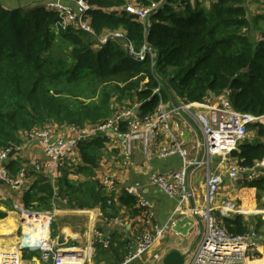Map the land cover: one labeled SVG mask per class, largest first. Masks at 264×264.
Segmentation results:
<instances>
[{
  "label": "trees",
  "instance_id": "1",
  "mask_svg": "<svg viewBox=\"0 0 264 264\" xmlns=\"http://www.w3.org/2000/svg\"><path fill=\"white\" fill-rule=\"evenodd\" d=\"M30 1L16 8L0 1V148L15 147L33 130L49 125L86 128L100 124L136 103L142 114H152L161 100L155 89L161 82L169 89L170 69L190 63L193 66L175 87L181 98L201 102L228 92L233 109L264 115L261 0H86L91 6L86 19L93 33L64 25L59 10L45 1ZM129 2L141 7L156 4L148 15L149 24L145 26L136 14L118 10ZM248 5L258 11L251 8L250 15ZM114 32L123 36L101 42L106 33ZM144 44L157 50L155 59L150 52L143 59L138 57ZM249 129L255 130L256 138L244 140L232 156L240 166L251 169L264 159V120L250 124ZM112 142L108 136L81 140L77 146L80 162L70 165L71 159L61 167L55 184L36 168L26 170L25 177L31 174L33 180L25 187L21 204L40 212L53 211L55 205L98 208L107 222L123 210L131 217L142 214L144 208L135 196L108 191L95 177L107 152L116 150L120 155V147L113 148ZM16 161L8 165L13 177H19L22 170ZM70 174L78 178L70 179ZM237 183L238 206L264 209V172ZM0 215L7 213L0 210ZM221 217L231 235L251 230L264 234L261 214ZM76 218L84 217L58 218L53 222L54 233L58 223ZM136 235L124 230L108 234V247L97 240L94 264L121 262Z\"/></svg>",
  "mask_w": 264,
  "mask_h": 264
},
{
  "label": "built area",
  "instance_id": "2",
  "mask_svg": "<svg viewBox=\"0 0 264 264\" xmlns=\"http://www.w3.org/2000/svg\"><path fill=\"white\" fill-rule=\"evenodd\" d=\"M45 2L50 8L59 10L63 16L64 25L74 24L93 33L86 19V14L91 7L86 0H45ZM155 5L141 7L129 2L118 10H127L136 14L146 26L149 24L148 15ZM122 36L121 32L106 33L101 42L106 43L111 37ZM125 45L130 52H133L130 43L127 42ZM148 52L154 59L156 58L157 50L146 44L137 55L143 59ZM155 92L161 95V86L156 88ZM228 94L220 105H213L209 102V97L201 102L187 101L173 91L174 99L171 109L166 108L161 95L159 106L152 114H142L140 104L136 103L105 122L86 128L75 125L58 128L49 125L42 129H35L24 136L23 142L19 145L0 148V183H7L15 189L23 187L27 171L22 168L20 176L13 177L8 164L25 148L24 140L27 139L41 143L42 152L48 157L50 174L42 172L50 177L53 184L59 178L61 167L73 159L79 142L96 136L112 138L120 147V155L127 160L131 158L136 145L142 148L147 164L155 157L166 158L178 155L182 158V165L179 168L162 173L151 172L149 175L151 184L166 195L178 199L177 207L172 211L169 219L155 231L148 227L138 233L132 239L129 253L118 264H163L165 254L171 250L169 240L163 239L165 234L189 238L190 242L185 240V246L179 249L181 252H187L200 234L197 217L202 219L204 231L195 248L186 256L184 264H264V234L251 230L248 234L231 235L224 228L221 217L228 215L229 211L255 214L260 210L245 209L231 200L223 203L220 209L221 214L216 208L226 175L234 182L242 179L250 180L259 176L255 172L257 167H264V159L254 168L248 169L240 166L232 156V152L238 150L248 136L249 125L264 120V115L255 116L249 112L233 109ZM175 115L191 118L196 122L202 137L201 145L207 157L205 162L192 159L190 151L173 130ZM122 125L125 131L120 130ZM59 129H66L67 133H57ZM162 132L168 137L169 143L159 146L157 140ZM217 157L219 158L218 166L212 169L211 164ZM199 164L207 166L204 203L186 207L194 197L189 187V169ZM224 167H226L225 170ZM37 169L41 170L40 167ZM95 177L108 191L119 192L116 173L97 170ZM123 188L128 194L135 196L139 205L144 208L142 213L146 218L144 222L152 223L157 212L153 202L143 195L142 188L136 184ZM57 207L53 211L40 212L26 208L21 203H15L14 210L21 216L23 234L13 245L0 246V264H93L95 242L99 240L108 247L110 237L98 228H95L88 238L82 236L81 230L58 228L59 231L54 233L53 222ZM71 211L86 214L90 212V209L77 208ZM185 216L191 220L188 222L191 228L187 235L174 229V225ZM105 221L107 222V219ZM155 244L158 245L155 246ZM34 252L37 254H33Z\"/></svg>",
  "mask_w": 264,
  "mask_h": 264
},
{
  "label": "crops",
  "instance_id": "3",
  "mask_svg": "<svg viewBox=\"0 0 264 264\" xmlns=\"http://www.w3.org/2000/svg\"><path fill=\"white\" fill-rule=\"evenodd\" d=\"M0 1L5 6L13 7V8L24 6L29 2H31L30 0H0ZM261 1L264 2V0ZM132 3L135 4L134 2ZM227 93L228 92L222 93L221 95H210L209 102L213 105H220L221 101L227 97ZM173 99L174 98L172 94H170V97L167 98L165 102L166 108L171 109L173 107ZM172 127L173 130L178 134L179 138L183 141L184 146L190 151L191 158L205 162L207 157L201 145L202 137L196 122L191 118H185L184 116L181 115H175L173 117ZM63 132L67 133V130L59 129L57 131V133H63ZM255 134L256 133H253L250 136H247L245 140L253 141L256 138ZM24 142L26 144L25 148L22 149V151H20L17 154L16 158L12 159L11 161L17 160L16 162H18L20 165L19 170L24 167L25 170L32 171L36 167L37 168L40 167L41 169L40 171L50 174L49 165L47 163L48 157L42 152L41 143L31 139L24 140ZM157 143L159 146L167 145L169 143V139L164 132L160 134ZM111 144L112 146H114L113 148L119 147L117 142L113 141ZM121 160L122 157L118 154V151L116 150L109 151L103 157L101 164L99 166V171L103 172L108 170L110 172L116 173L119 192H114V193H116L117 195L124 192L125 190L123 187L127 185H132V184L139 185L143 190V195L153 202L157 212V216L156 218H154L155 220L152 222V224L151 223L146 224L144 222L146 218L143 216V214L131 217L128 212L126 213L123 210L120 216L115 218L114 221L106 222L105 219H103L102 217L103 215L98 208H91L90 212L86 214H77V212H72L71 211L72 209H68L61 206L57 207V205H55V207H57L56 208L57 217L63 213L65 215H73V214L80 215L81 217L86 218L85 226L87 230L84 232V228L81 229V233L83 234L82 236L85 238L90 237L92 231L95 228L100 229V227H102L103 230L102 229L101 230L107 234H111V233L114 234L119 230H124L127 234L128 233L133 234V232H137L138 234L145 227H149L152 231H155L157 228L160 227L161 224L165 223L169 219L170 214L178 205L177 198L166 195L159 188L151 184L149 175L151 172L162 173L172 169L179 168L182 165V158L180 156L172 155L166 158L155 157L147 164L142 148L139 145H136L134 147V151L131 155V158L129 160L125 159V161H127L128 163H123ZM218 160H219L218 157L214 159V161L211 164L212 169L218 166L217 163ZM79 162H80L79 154L78 151L76 150L73 154L72 163L70 165L77 164ZM9 164L11 163L9 162ZM223 169L225 170L226 167H224ZM69 170L71 171L72 169ZM200 171H202V173L199 176ZM206 172H207V166L205 164L193 165L190 167L189 187L190 190L193 192L194 197L192 199V202L190 201L186 207H188V205L191 206L192 204H196V203L199 205H202L204 203V193H205L204 180L206 179ZM252 172H254V170ZM255 172L260 176L264 172V167L262 168L257 167L255 169ZM69 178L76 180L78 176L75 174H70ZM32 180H33V176H31V174L28 175L25 178L23 187L19 189H15L7 183H0V190H2V193L4 195L3 199L5 200L7 198H10V200H6L7 204H4L3 202L4 200H0V210L7 213L5 217H1L0 215V246L8 247L13 245L11 243L16 242L23 234L21 230V216L18 212H16L12 208L14 207L15 203H21L22 195L25 190V187L31 184ZM225 180H226L225 184L220 193V200L216 205L219 214H221L220 209L222 208L223 203L226 202L227 200L233 201L238 206L237 199L241 195V191L239 189V185L237 182L231 181L228 175H226ZM248 207L253 208V210H260V212L255 214H261L264 217V209H259L257 205L248 206ZM10 219L14 220V222L10 223L9 222ZM63 223L64 225H60L59 229H66V230L74 229L73 227H70L73 225L72 222L66 221ZM66 224L69 225V227H67ZM262 229L264 230V223ZM5 241H7L6 243H10V244L7 245ZM157 245L158 244H155V246ZM174 248L180 249L181 247H179L177 244L172 245V243L170 242L169 249H174ZM95 250H96V244H95ZM93 264H94V259H93Z\"/></svg>",
  "mask_w": 264,
  "mask_h": 264
},
{
  "label": "rangeland",
  "instance_id": "4",
  "mask_svg": "<svg viewBox=\"0 0 264 264\" xmlns=\"http://www.w3.org/2000/svg\"><path fill=\"white\" fill-rule=\"evenodd\" d=\"M41 1H45V0H41ZM248 8H249V11H250V15L253 13V12H257L258 11V9L256 8V6H252V5H248ZM251 8H253L252 10H253V12L251 11ZM261 12H264V7L260 10ZM259 37H260V32L259 31H256L255 32ZM193 66V64L192 63H190V64H188L187 66H185L184 68H173V69H170V71H171V74L172 75H170V76H168V82H167V85L169 86V89L165 86V84L163 83V82H161L160 84H161V95H162V97H163V99H164V101L166 102V100H167V98H169L170 97V90L171 91H175L176 90V86H177V83H178V79H179V77H181L182 75H183V73H185V71H188L191 67ZM171 76H176V79H174V80H172V77ZM253 133H255V130H251V129H249V134H248V136H250L251 134H253ZM121 157H122V162L123 163H128L127 161H125V157L124 156H122V155H120ZM104 162V161H103ZM124 165H126V164H124ZM104 166V165H103ZM103 166H101V167H103ZM98 171H99V168H98ZM104 172H109L108 170L107 171H104ZM201 173H202V171H200V174H199V176L201 175ZM201 181H202V179H201ZM205 181V180H204ZM201 183V182H200ZM198 185H199V183H198ZM203 185V184H202ZM206 185V183L204 184V186ZM3 193H2V190H0V197H1V199L0 200H4L3 199ZM199 199H200V197H199ZM6 200H10V198H7V199H5L3 202H4V204H7V201ZM12 209H14V207L12 208ZM244 214V213H243ZM251 214H253V213H249V214H245L246 216H249V215H251ZM64 216H68V215H65V214H61V215H59L58 217H57V215H56V217H55V220H54V222L55 221H57V219L58 218H60V217H64ZM79 217V216H78ZM9 222L10 223H13L14 222V220H12V219H10L9 220ZM72 223H73V225L72 226H70V227H73L74 229H77V230H81V229H83L84 228V232L87 230L86 229V226H85V223H86V218H83V219H81V218H76V219H74L73 221H72ZM59 224H61V225H64V223L62 222V223H58V225ZM67 225V224H66ZM58 227V226H57ZM67 227H69V225H67ZM53 229V228H52ZM57 231H59L58 230V228H56V232ZM190 237H192V235H190ZM164 241H166V240H169V243L171 242L172 243V245H175V244H177L179 247H184L185 246V240H187V242H190V239L189 238H185L184 236L182 237V238H180V237H175V236H173V235H170V234H165L164 235ZM7 241H5V243H6ZM15 242H12L11 244H14ZM7 245H9L10 243H6Z\"/></svg>",
  "mask_w": 264,
  "mask_h": 264
},
{
  "label": "water",
  "instance_id": "5",
  "mask_svg": "<svg viewBox=\"0 0 264 264\" xmlns=\"http://www.w3.org/2000/svg\"><path fill=\"white\" fill-rule=\"evenodd\" d=\"M234 211H229L228 215H233ZM191 222L190 218L188 216H185L183 219L179 220L175 225L174 229L181 232L183 235H187L189 229L191 228V224L188 222ZM197 222L200 227V234L197 237V239L193 242V244L190 246L187 252H181L179 249H171L169 250L164 258H163V264H184L186 256L195 248L196 244L200 240V237L204 231V223L200 217H197Z\"/></svg>",
  "mask_w": 264,
  "mask_h": 264
},
{
  "label": "bare ground",
  "instance_id": "6",
  "mask_svg": "<svg viewBox=\"0 0 264 264\" xmlns=\"http://www.w3.org/2000/svg\"><path fill=\"white\" fill-rule=\"evenodd\" d=\"M245 209H249V210H252L253 208H245Z\"/></svg>",
  "mask_w": 264,
  "mask_h": 264
}]
</instances>
